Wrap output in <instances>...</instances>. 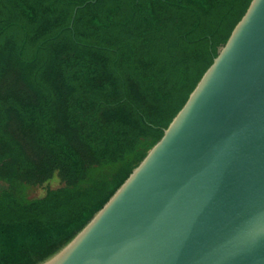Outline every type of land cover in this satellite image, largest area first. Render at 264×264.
Returning a JSON list of instances; mask_svg holds the SVG:
<instances>
[{
    "label": "trees",
    "instance_id": "1",
    "mask_svg": "<svg viewBox=\"0 0 264 264\" xmlns=\"http://www.w3.org/2000/svg\"><path fill=\"white\" fill-rule=\"evenodd\" d=\"M252 1L0 0V264H40L90 222Z\"/></svg>",
    "mask_w": 264,
    "mask_h": 264
},
{
    "label": "water",
    "instance_id": "2",
    "mask_svg": "<svg viewBox=\"0 0 264 264\" xmlns=\"http://www.w3.org/2000/svg\"><path fill=\"white\" fill-rule=\"evenodd\" d=\"M40 264H264V0L141 164Z\"/></svg>",
    "mask_w": 264,
    "mask_h": 264
},
{
    "label": "rangeland",
    "instance_id": "3",
    "mask_svg": "<svg viewBox=\"0 0 264 264\" xmlns=\"http://www.w3.org/2000/svg\"><path fill=\"white\" fill-rule=\"evenodd\" d=\"M64 185H65V182L62 181L58 172H56L52 176V178L46 181L45 183L28 187V189L26 190V196L29 199L40 198V197H43L48 190L60 188V187H63ZM7 187H8L7 184L0 182V191H2L3 189Z\"/></svg>",
    "mask_w": 264,
    "mask_h": 264
}]
</instances>
